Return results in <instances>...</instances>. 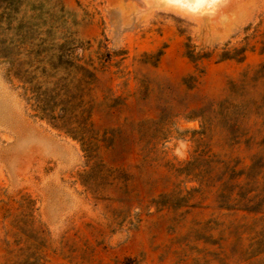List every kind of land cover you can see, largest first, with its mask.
<instances>
[{
	"label": "rangeland",
	"instance_id": "obj_1",
	"mask_svg": "<svg viewBox=\"0 0 264 264\" xmlns=\"http://www.w3.org/2000/svg\"><path fill=\"white\" fill-rule=\"evenodd\" d=\"M74 64L89 147L21 82ZM0 264H264V0H0Z\"/></svg>",
	"mask_w": 264,
	"mask_h": 264
},
{
	"label": "trees",
	"instance_id": "obj_2",
	"mask_svg": "<svg viewBox=\"0 0 264 264\" xmlns=\"http://www.w3.org/2000/svg\"><path fill=\"white\" fill-rule=\"evenodd\" d=\"M18 64L21 65L16 62V66ZM47 65L49 68H43L40 74L48 71L55 72L59 69V65L52 61L47 62ZM73 70L80 76L55 80L54 74H51L45 77L51 81L39 83L34 75L21 82L27 85L24 89L27 101L31 102L33 110L40 119L46 120L52 127L89 147L86 136L88 133H93L90 121L91 107L87 106L85 101L87 94L82 87L92 84L95 74L84 65L74 64ZM24 75L29 77L30 72L26 70ZM46 84H51V87H47ZM171 197V195L162 196L161 203H169L168 200Z\"/></svg>",
	"mask_w": 264,
	"mask_h": 264
},
{
	"label": "bare ground",
	"instance_id": "obj_3",
	"mask_svg": "<svg viewBox=\"0 0 264 264\" xmlns=\"http://www.w3.org/2000/svg\"><path fill=\"white\" fill-rule=\"evenodd\" d=\"M174 1H180V2H186V3H189V2H193V1H195V2H198V1H200V0H174ZM173 3V2H172Z\"/></svg>",
	"mask_w": 264,
	"mask_h": 264
}]
</instances>
